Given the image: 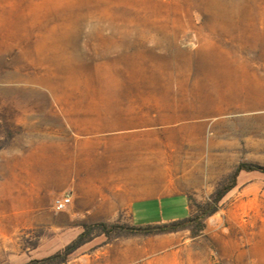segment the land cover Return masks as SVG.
<instances>
[{
    "label": "rangeland",
    "instance_id": "1",
    "mask_svg": "<svg viewBox=\"0 0 264 264\" xmlns=\"http://www.w3.org/2000/svg\"><path fill=\"white\" fill-rule=\"evenodd\" d=\"M241 162L264 166V0H0V264L131 224L135 198L134 225L184 218ZM60 264H264V174L198 234L99 235Z\"/></svg>",
    "mask_w": 264,
    "mask_h": 264
},
{
    "label": "trees",
    "instance_id": "2",
    "mask_svg": "<svg viewBox=\"0 0 264 264\" xmlns=\"http://www.w3.org/2000/svg\"><path fill=\"white\" fill-rule=\"evenodd\" d=\"M241 171H257L264 174V166L251 162L239 163L228 175L227 184L224 185V181H220L204 201L198 202L194 200L191 204L189 203V213L184 218L145 225L121 222L107 223L103 221L83 224L82 231L62 249L48 256L30 259L21 264L64 263L74 251L99 235H104L107 239H111L120 236L155 235L182 229H189L194 235L198 234L204 228V219L217 211L221 199L229 190L235 187L236 178Z\"/></svg>",
    "mask_w": 264,
    "mask_h": 264
},
{
    "label": "built area",
    "instance_id": "3",
    "mask_svg": "<svg viewBox=\"0 0 264 264\" xmlns=\"http://www.w3.org/2000/svg\"><path fill=\"white\" fill-rule=\"evenodd\" d=\"M72 200L69 192L61 193L54 199V207L56 210H63Z\"/></svg>",
    "mask_w": 264,
    "mask_h": 264
},
{
    "label": "crops",
    "instance_id": "4",
    "mask_svg": "<svg viewBox=\"0 0 264 264\" xmlns=\"http://www.w3.org/2000/svg\"><path fill=\"white\" fill-rule=\"evenodd\" d=\"M182 195V194H181ZM163 196H170V195H163ZM185 196V195H184ZM162 197V196H160ZM186 197V196H185ZM150 198H155V197H146V198H135L133 199L132 201L129 202V205H128V213L130 215V221H131V224L132 223V220H131V217H132V212H131V209H132V206L136 203V202H140V201H144V200H147V199H150ZM187 199V198H186ZM188 201V200H187ZM189 204V202H188Z\"/></svg>",
    "mask_w": 264,
    "mask_h": 264
}]
</instances>
